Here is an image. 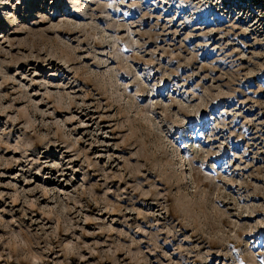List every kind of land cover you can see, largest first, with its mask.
I'll return each instance as SVG.
<instances>
[{
    "label": "rangeland",
    "instance_id": "obj_1",
    "mask_svg": "<svg viewBox=\"0 0 264 264\" xmlns=\"http://www.w3.org/2000/svg\"><path fill=\"white\" fill-rule=\"evenodd\" d=\"M0 264H264V0H0Z\"/></svg>",
    "mask_w": 264,
    "mask_h": 264
}]
</instances>
